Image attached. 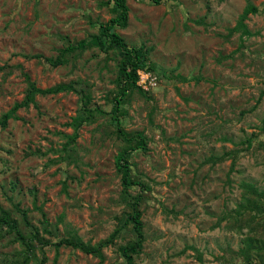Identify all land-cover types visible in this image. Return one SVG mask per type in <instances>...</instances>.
Instances as JSON below:
<instances>
[{
  "label": "rangeland",
  "instance_id": "rangeland-1",
  "mask_svg": "<svg viewBox=\"0 0 264 264\" xmlns=\"http://www.w3.org/2000/svg\"><path fill=\"white\" fill-rule=\"evenodd\" d=\"M126 3L127 25L115 31L144 49L151 70L138 71L156 84L141 88L137 71L144 95L122 105V128L147 142L129 158L142 187L124 193L115 169L123 141L97 114L113 105L119 58L76 47L113 17L112 0H0V121L23 101L28 80L77 89L37 94L0 123V214L49 243L95 245L116 234L103 258L47 245L28 264H125L119 248L135 240L126 226L131 195L144 236L134 264H241L242 239H264V0ZM69 45L67 62L51 66ZM82 94L95 115L75 128ZM245 195L260 202L258 215L236 213ZM3 231L0 264H11L23 247Z\"/></svg>",
  "mask_w": 264,
  "mask_h": 264
},
{
  "label": "trees",
  "instance_id": "trees-1",
  "mask_svg": "<svg viewBox=\"0 0 264 264\" xmlns=\"http://www.w3.org/2000/svg\"><path fill=\"white\" fill-rule=\"evenodd\" d=\"M155 5H159L163 0H147ZM112 13L113 17L107 22L98 24V33L92 35L88 41H80L76 45L78 52H82L85 48H97L101 52L108 54L112 52L119 58L116 68V78H115V89L113 92V105L109 112H98L97 114L108 116L111 120V124L115 126V133L117 137L123 141V148L118 152L115 157V169L118 174L121 175V185L122 191L124 193L128 192L129 187H142L141 183L131 176V166L129 164V158L132 152L136 150L145 151L147 147V142L145 136L140 132H126L121 126V117L125 114L122 109L124 105L132 96V94L137 93L139 95H144L140 89L136 86L137 81V71L141 69L151 70L147 64V57L144 49L141 48H130L124 39L115 31L116 27L125 28L128 22V6L126 0H112ZM256 9L254 7H249L243 12L240 18L239 27L245 30V25L243 20L247 17L250 12H254ZM75 47L68 46L55 57V59H47L51 66L56 67L58 65L66 63V59L69 54L74 52ZM75 91L77 90L71 84H58L48 89H39L34 83L28 80V90L25 94L23 101L16 104L11 111L14 113L18 108L24 106L28 107L30 103H34L35 96L37 94H56L63 91ZM84 100V115H79L74 119V126L78 128L83 123H91L95 115L94 109H88L87 107V96L82 94ZM5 114L0 123L2 125L6 124V120L12 113ZM127 201L129 211L126 216V226L131 224V230L134 234V242L119 248L122 258L125 264H134L133 256L140 252L143 244V223L141 220V212L138 206L139 197H132ZM127 197V198H128ZM243 200L245 205L238 206L236 211L237 214H244L247 211H255L258 215L263 207L260 206V202L253 200L248 196H244ZM253 215V214H250ZM249 215V216H250ZM5 228V233L14 234V240L20 243L23 247L21 252L15 255L11 264H28L30 257L34 256V249L37 246L44 247L47 245H53L56 248L61 246L72 247L78 249L87 255H93L97 258H103L102 250L112 242L111 238L101 240L95 245H90L84 243L79 238L70 239H60L58 242L49 243V241L40 237L39 233L31 229L28 235H23L18 228L17 222L9 217V215L2 211L0 214V237H2ZM3 229V230H2ZM4 233V234H5ZM242 247L239 249V256L241 258V264H264V239H257L252 237L251 234L246 235L242 241Z\"/></svg>",
  "mask_w": 264,
  "mask_h": 264
},
{
  "label": "built area",
  "instance_id": "built-area-1",
  "mask_svg": "<svg viewBox=\"0 0 264 264\" xmlns=\"http://www.w3.org/2000/svg\"><path fill=\"white\" fill-rule=\"evenodd\" d=\"M138 79L137 84L144 90L156 84V78L150 72L138 71Z\"/></svg>",
  "mask_w": 264,
  "mask_h": 264
}]
</instances>
